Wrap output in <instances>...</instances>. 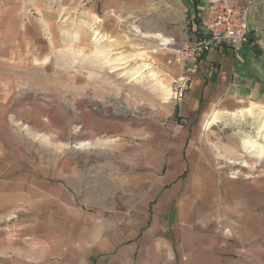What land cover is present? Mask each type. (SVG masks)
<instances>
[{
  "label": "rangeland",
  "instance_id": "374dc122",
  "mask_svg": "<svg viewBox=\"0 0 264 264\" xmlns=\"http://www.w3.org/2000/svg\"><path fill=\"white\" fill-rule=\"evenodd\" d=\"M192 5L0 0V264H264V103L186 116Z\"/></svg>",
  "mask_w": 264,
  "mask_h": 264
},
{
  "label": "crops",
  "instance_id": "0c3cea01",
  "mask_svg": "<svg viewBox=\"0 0 264 264\" xmlns=\"http://www.w3.org/2000/svg\"><path fill=\"white\" fill-rule=\"evenodd\" d=\"M249 3L250 43L237 53L229 47L212 46L199 58L191 72L190 93L183 98L187 117L197 116L200 110L208 113L211 104L242 111L264 103V0H249ZM202 4L201 0L197 3L193 0L192 29L198 39L204 36L200 19ZM202 259L199 257V264Z\"/></svg>",
  "mask_w": 264,
  "mask_h": 264
},
{
  "label": "built area",
  "instance_id": "2783aa9c",
  "mask_svg": "<svg viewBox=\"0 0 264 264\" xmlns=\"http://www.w3.org/2000/svg\"><path fill=\"white\" fill-rule=\"evenodd\" d=\"M201 2H203L201 26L206 32L195 43L194 50L188 53L192 64L212 46L229 47L237 53L240 48L250 43L252 29L247 17L249 0H201ZM187 45L184 43V46ZM180 51L187 55L185 50ZM194 66L189 67L188 71L193 70ZM183 82L176 94L178 100H182L186 95V85Z\"/></svg>",
  "mask_w": 264,
  "mask_h": 264
},
{
  "label": "bare ground",
  "instance_id": "6f19581e",
  "mask_svg": "<svg viewBox=\"0 0 264 264\" xmlns=\"http://www.w3.org/2000/svg\"><path fill=\"white\" fill-rule=\"evenodd\" d=\"M156 37H157V38H163V41H162V43H161L162 45H166V44L168 45V44L170 43V40H171L170 38H165V37H163V36L160 35V34L156 35Z\"/></svg>",
  "mask_w": 264,
  "mask_h": 264
},
{
  "label": "trees",
  "instance_id": "16d2710c",
  "mask_svg": "<svg viewBox=\"0 0 264 264\" xmlns=\"http://www.w3.org/2000/svg\"><path fill=\"white\" fill-rule=\"evenodd\" d=\"M198 0H196L195 2L197 3Z\"/></svg>",
  "mask_w": 264,
  "mask_h": 264
}]
</instances>
